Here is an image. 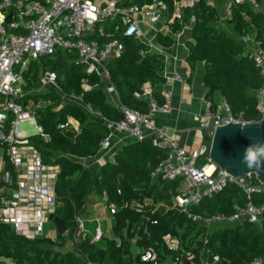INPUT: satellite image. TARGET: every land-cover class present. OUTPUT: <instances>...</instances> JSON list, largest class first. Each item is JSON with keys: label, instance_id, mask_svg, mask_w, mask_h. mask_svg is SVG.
<instances>
[{"label": "built area", "instance_id": "1", "mask_svg": "<svg viewBox=\"0 0 264 264\" xmlns=\"http://www.w3.org/2000/svg\"><path fill=\"white\" fill-rule=\"evenodd\" d=\"M201 0H0V221L28 240L43 236L44 226L52 222L51 216L62 206L57 193V181L61 173L60 165L46 163L42 154L32 143V138L40 136L50 140L42 125L37 121V105L29 100L30 94L57 92L62 98L82 101L79 96H67L60 87L57 73L43 69L42 59L55 60L59 54H75V62L84 66L87 75H97L107 82L108 95H116L111 83L108 65L120 58L126 51V40L136 41L145 37L144 28L162 25L168 32H175L176 25L187 23V11L195 9ZM264 0H225L222 9L217 0L209 5L219 10L217 24H227L233 18V9L247 4L254 11H262ZM11 19L8 22V19ZM191 16L190 23L194 24ZM246 47L247 56L254 61L264 76V48L251 35L239 38ZM40 64L38 87L27 90V72L33 64ZM85 92L92 87L83 83ZM152 88L144 86L136 96L150 103V111L143 114L119 104L122 119L109 124L110 129L132 136L137 142L152 139L155 147L165 149V159L152 173V182L168 180L177 184V194L171 205L153 204L149 199L141 203L106 204L107 211L115 217L123 209L133 207L135 213L157 224L149 215L157 211L178 210L193 222L199 224L200 233L193 232L191 238L184 240L181 235L168 234L158 248L138 249L144 264H195L197 252L203 264L205 246L216 226H232L242 222L261 224L264 219V204L258 206L254 195L264 191V184L255 175L234 178L217 167L209 158L205 142L196 147L181 145L175 134L160 130L153 125L158 113L169 114V102L158 105L154 100ZM168 100L171 97L167 96ZM259 119L264 120V84L257 91ZM73 100V102H75ZM205 118L201 123L204 129L210 119L216 120V127L230 122H243L233 115L226 99H222L213 109L211 102L204 99ZM89 110L92 107L88 106ZM58 110V109H57ZM69 117L66 123L58 126L62 134H80V128ZM77 121V120H76ZM23 122L35 125L36 135L30 136L21 131ZM109 138L101 143L100 151L109 147ZM208 154V155H207ZM230 184L240 189L246 197L244 205H233L232 214L222 213L212 217L193 214L191 207L211 200L222 193ZM121 194V191H118ZM115 219V218H114ZM79 223L74 235V243L81 238H89L84 223ZM105 238V230L99 222L92 243ZM193 238H195L193 240ZM136 243V240L132 241ZM197 251V252H196ZM169 253V254H167ZM219 264L220 258L215 257ZM251 264H264V258H255Z\"/></svg>", "mask_w": 264, "mask_h": 264}, {"label": "trees", "instance_id": "2", "mask_svg": "<svg viewBox=\"0 0 264 264\" xmlns=\"http://www.w3.org/2000/svg\"><path fill=\"white\" fill-rule=\"evenodd\" d=\"M209 1L201 0L195 9L186 13L187 23H190L191 16L195 17L192 41L188 42L190 54L187 62L191 68L189 80H192L197 66L204 64L205 98L211 102L213 109L224 98L235 118L245 122L256 121L259 119L257 91L264 84V76L254 61L248 58L246 47L239 38L251 35L264 48V11L256 12L247 4L235 7L233 18L228 22L232 31L228 33L219 29L217 24L219 10L225 0H217L220 9L210 6ZM181 29L180 25L174 27V31ZM158 39L165 47L174 43L172 38L162 35ZM125 45V53L108 65L111 82L122 105L148 114L149 101L138 98L136 94L142 92L146 83L154 84L163 79L161 73L165 69V56L148 54L151 51L149 45L137 44L133 40H126ZM143 52L147 54L143 55ZM75 58V54H59L55 60L42 59L41 64L43 69L57 73L59 78L64 76L63 81L60 79L64 94L82 97L84 104L90 105L109 124L119 122L122 113L100 88L101 78L87 75L84 66L77 64ZM40 69V64L36 63L27 72V90L39 86ZM83 83L91 86L92 90L85 92ZM153 96L158 105L165 103L159 93L155 92ZM28 99L37 105L41 104L37 109V121L50 136L49 141L40 136L33 137L32 143L46 163L61 167L57 193L62 206L55 216L64 220L68 235L58 233L57 240L44 237L28 240L0 221V258L14 264H144L139 255L135 254L139 248H158L163 237L168 234L181 235L186 240L191 238L193 232L200 233L199 224L178 210L169 209L164 212L165 208H162L163 212L159 210L149 215L151 220H158L154 225L135 213L133 207H129L114 217L113 232L118 240H110L107 247L100 248L82 237L79 244L74 243L72 251L64 250L69 240L74 241L79 226L76 218L84 212L90 195L104 196L106 204L119 206L125 203L138 204L144 199L151 200L153 204L169 206L172 197L177 194V184L168 180L152 182V173L165 159L167 152L155 147L151 138L125 146L117 152L114 162L102 165L93 174L72 158L95 157L101 143L111 135L109 124L91 120L85 109L73 103H65L62 95L57 92L30 94ZM69 117L81 125L80 134L76 138L74 132L62 134L58 129ZM204 142L209 151L210 140L205 138ZM253 199L258 206H262L264 191L254 195ZM235 202L244 205L246 197L240 189L230 184L222 193L191 207L190 211L204 217L230 214ZM46 244L56 247L57 252L44 250ZM204 248L203 264H215V257L220 258L219 264H251L255 258H264V219L261 224L246 221L232 226H216L209 244ZM196 254L195 264H202L198 252Z\"/></svg>", "mask_w": 264, "mask_h": 264}, {"label": "crops", "instance_id": "3", "mask_svg": "<svg viewBox=\"0 0 264 264\" xmlns=\"http://www.w3.org/2000/svg\"><path fill=\"white\" fill-rule=\"evenodd\" d=\"M192 28L193 24L187 23L182 26L181 30L175 32H168L167 30L163 29L162 25H158L153 29L147 27L144 28L145 37H141L134 42L137 44L149 45L151 51L148 54L157 53L163 54L165 56V69L161 73L163 79L154 84L148 82L145 85L148 87L150 86L153 90V93H159L165 99V103L169 102L171 106V112L169 114L158 113L153 118V125L160 130H165L170 134L177 135L181 145L196 147L198 144L205 141L206 138V133L201 127V123L204 121L206 116L204 106L205 88L203 84L205 67L204 64H199L192 80H189L191 77V68L187 62V57L190 54L188 42L192 41ZM159 35L172 38L174 41L173 45L170 47L162 46L158 39ZM142 54L146 55L147 53L143 52ZM106 87L108 88L107 82L100 84V88L108 96L112 104L119 109V104H121V101L119 99L118 93L117 96L112 94L108 95L106 90H104ZM169 94L171 97L168 100L167 96ZM73 100V98H65L64 101L65 103H73L81 106L83 109H85L91 120L102 121L107 125L109 124L100 114L95 113L93 109L89 110L88 105H85L83 100H74L75 102H73ZM72 123L75 127L81 129V125L78 121L73 119ZM135 142L137 141L132 136L123 134L117 129L111 128V135L109 137L110 144L106 150L99 151V153L92 158L80 159L73 157L72 159L75 162L82 164L84 168L88 169L93 174H96L102 165L115 161L114 158L118 151ZM97 197L98 196L95 195L96 199ZM102 197L106 203V198L104 196ZM104 210L107 211L106 205ZM106 213L110 214L108 211ZM112 217V226L114 228L115 219L114 216ZM79 220L82 221L85 226L84 218H79ZM106 221H108V219ZM94 222L95 221H93V223ZM95 223L97 224V222ZM67 235L68 233L65 236ZM57 236L58 231L56 235L52 236L51 234L46 233V225L44 226L42 237L57 240ZM72 243L74 244L73 241ZM68 244L69 243L67 242L63 249L72 251L74 247L70 248Z\"/></svg>", "mask_w": 264, "mask_h": 264}, {"label": "water", "instance_id": "4", "mask_svg": "<svg viewBox=\"0 0 264 264\" xmlns=\"http://www.w3.org/2000/svg\"><path fill=\"white\" fill-rule=\"evenodd\" d=\"M11 19H8L10 22ZM210 140L209 158L222 171L234 178H246L253 174L264 184V120L256 123L230 122L216 127L210 119L203 129ZM51 220L60 235H66L64 220L52 215ZM46 251L57 252V248L46 244Z\"/></svg>", "mask_w": 264, "mask_h": 264}, {"label": "rangeland", "instance_id": "5", "mask_svg": "<svg viewBox=\"0 0 264 264\" xmlns=\"http://www.w3.org/2000/svg\"><path fill=\"white\" fill-rule=\"evenodd\" d=\"M264 11V5L261 9ZM218 28L221 30H225L228 33H230L231 26L230 24H222L218 25ZM67 103V102H66ZM19 129L21 131L27 132L28 135L34 136L36 135V128L35 125L29 123V122H23L20 124ZM98 196V195H97ZM105 201L102 196H98L97 199L95 198V195H90L87 199V204L84 212H82L78 217L79 218H84L85 220V227L86 230L89 233V238L91 240L94 239V232L96 230V227L98 226V221L101 222L104 230H105V238L102 239L100 242H96L97 246L100 248H105L108 245V242L110 240H118V236L115 235L113 232V217L110 214H107L105 208ZM87 215V216H86ZM109 217V218H108ZM108 219V221H106ZM93 221L97 222V224ZM109 228V229H107ZM57 229L56 226L53 224V222H50L49 224L46 225V233L56 235L57 234ZM74 242V241H73ZM68 245L70 248L74 247V244L72 241H68ZM135 254H138V251L135 252ZM0 264H14L12 261L5 259V258H0Z\"/></svg>", "mask_w": 264, "mask_h": 264}]
</instances>
